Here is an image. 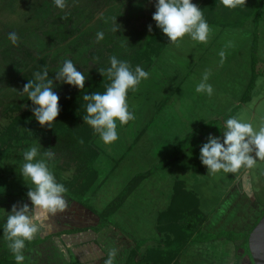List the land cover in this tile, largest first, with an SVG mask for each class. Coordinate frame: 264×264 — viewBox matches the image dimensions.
<instances>
[{
  "label": "rangeland",
  "instance_id": "1",
  "mask_svg": "<svg viewBox=\"0 0 264 264\" xmlns=\"http://www.w3.org/2000/svg\"><path fill=\"white\" fill-rule=\"evenodd\" d=\"M192 2L203 11H207V14L214 10L213 13L218 18L223 17L221 22L225 23L228 20L224 18L230 17L229 14L225 15L226 8L220 0H192ZM254 2L255 0H246V5L239 8L247 12ZM154 12L155 0H66L64 9L56 7L54 0H0V136L12 123H15V119H24L19 125L16 124L19 138L13 140L9 137L12 146L2 148L3 151L0 149V264H16L14 255L8 248V242L3 237L7 214L11 212L13 204L31 205L27 195L16 197L21 194L19 191L22 188L29 189L20 174V165L23 163L21 154L39 143L40 151L43 153L54 142L49 129L45 133L37 132L36 127H31L26 122L32 119L33 105L27 99V94L21 93L23 86L28 80H33L34 73L41 72L40 59L45 58L47 64L43 69L49 70L51 79H54L55 72L62 67L64 60L70 59L77 70L88 78L83 90L62 82L54 85L55 92L60 97L61 108L56 121H69L72 113L77 117L86 115L88 102L83 100V96L92 93L88 88L96 83L98 87L96 92L103 93L106 90L105 86L110 83L106 75L104 77L100 75L98 69L110 67L109 58L113 55L119 60H124L123 53L130 55L129 48L134 44L139 45V37L150 33L149 25L152 26V31L157 28L152 19ZM114 18L120 25H116L119 27L117 32L112 31ZM257 26V35L253 19L246 23V28L230 27L240 33L235 36L228 34L229 38L225 41L237 39L242 40V43L225 48L227 43L224 42L221 49L212 45L204 57L191 67L192 73L184 87L176 89V92L171 87L173 91L168 88L171 92L161 93L163 92L161 88L166 84L158 80L156 70L152 67L153 58L135 64V67L140 66L150 74L147 80L140 83L137 91L128 92L127 102L135 119L123 126L117 122L119 138L112 144H104L97 134L91 139L92 154L101 152L95 164L100 174L104 175L101 176L102 178L107 177L106 174L111 170L113 160L119 161L123 157L125 159L109 177L108 184L101 188L102 195L96 194L89 201L95 207L101 206L105 201L103 206L106 207L109 201L114 199V194L132 176L148 171L154 166V173H164L166 178L163 177L161 180L159 177L151 176L148 180H144L139 193L135 191L131 195L128 191L125 192L130 195L119 210L122 214L120 224L106 227L98 235L81 236L80 240L73 234L80 235L85 230L75 233L61 232L66 226H88L89 220L80 223V219H87L83 213H80L84 206L80 209L76 201L65 196L70 207L46 221L34 240L26 241L24 249L28 250L26 252L23 250L25 256L23 264H104L112 249L113 233L119 234V231H123V227H128V233L140 238L139 241H146L150 236L149 232L154 233L157 230L142 221L141 215L150 212L147 209L152 206L154 209L159 207L155 203L157 200L153 201L151 198L156 197L157 191L159 198H164V194L167 197L175 179H183L189 189L199 193L203 212L208 215L205 227L212 231L207 237L210 236L213 240L191 242L182 251L180 257L170 256L161 249L158 254L155 253V262L158 264H254L252 255H239L243 252L238 249L239 240L228 239L225 235L217 239L213 232L222 230L227 234L229 233L227 230H234V238H236V231L238 234L244 233L256 221L258 224L263 218L264 161L257 160L252 169H242L237 173L221 171L216 175H208L207 168L199 157L200 148L207 142L209 135L220 137L222 140L221 129L228 118L235 116L242 122H250L257 131L264 126V15ZM53 30L56 34L55 41L51 37ZM10 32L18 34L16 45L8 39ZM97 32L104 33V38L99 42L96 38ZM255 35L258 36L259 43L254 60L263 72L250 89L249 85L253 80L252 46ZM162 37L168 40L163 33ZM221 51L225 52L223 62L219 55ZM135 55L132 53L131 58ZM208 69L211 73L208 83L214 89L211 96L197 93L195 90L203 73ZM192 80L195 82L191 83ZM164 101H166L165 105L170 104L168 109L164 105L159 110ZM152 120L154 121L151 124ZM210 121H213L211 125H209ZM208 125L209 128L201 133L197 132L195 137L187 142V133L194 129L200 131V128ZM83 135L90 136L86 133ZM68 149L65 147L63 153L53 151L55 158L49 161L57 182L64 184L72 183L84 167L83 161L74 158V155L72 158ZM174 153L176 157L172 161L169 160L171 163L167 168L159 166L163 157L174 156ZM78 154L83 156L82 152ZM83 173L86 174V171L84 170ZM104 191H108V194L106 195ZM59 218L65 220L58 223ZM68 218L73 224L66 221ZM153 220H155L154 215ZM172 220V224L185 228L184 225L182 226L186 221L184 218L173 216ZM166 222L164 221L160 226L164 234L162 241L152 243V246L159 244L161 246L171 236L169 233H174ZM117 228L119 231H116ZM167 228L169 233L166 234ZM143 231L147 232L146 237L142 235ZM85 236L90 239H85ZM129 239L133 240L132 237ZM88 240L92 241V249L89 247L90 244L88 245ZM114 242L115 246L119 244L116 239ZM146 244L141 243V247L146 248ZM127 245L129 246L127 251L131 254V250L136 248L134 240L129 243L127 241L125 246ZM90 249L92 251L94 249V252L87 256V251ZM133 258L135 260L133 264L141 260V256L139 258L133 256ZM150 260L153 262V258Z\"/></svg>",
  "mask_w": 264,
  "mask_h": 264
},
{
  "label": "clouds",
  "instance_id": "2",
  "mask_svg": "<svg viewBox=\"0 0 264 264\" xmlns=\"http://www.w3.org/2000/svg\"><path fill=\"white\" fill-rule=\"evenodd\" d=\"M228 9L244 7L246 0H220ZM56 7L64 9L66 0H54ZM156 27L168 38L169 43L179 46L186 35L198 43H207L212 29L204 18L203 10L192 0H155V12L152 15ZM116 18L112 31L117 32ZM120 26V25H119ZM149 32L152 26H148ZM97 42L104 38L103 32H97ZM8 39L13 45L18 43V34L10 32ZM221 62L225 52L219 53ZM110 67L98 69L100 75H106L109 84L105 91L85 94L87 101L86 115L83 121L89 125L104 144H112L118 140L117 122L127 125L135 119L127 102L128 92L138 90L143 80L149 78V73L142 67L133 70L129 62L111 56ZM211 73L205 70L201 81L196 86L197 93L213 94V87L208 83ZM34 80H28L23 86L22 94L32 102V112L41 127L52 128L60 114L59 95L53 90L54 82H62L83 90L86 77L77 70L70 59L64 60L62 67L55 72L54 79L49 78L47 68L43 72L34 73ZM222 140L209 135L207 142L200 148V161L207 168L208 175L219 172L237 173L242 169H252L257 160L264 161V126L255 130L250 122H242L237 117L228 118L223 123ZM40 143L22 152L20 174L29 186L27 197L31 202L13 204L7 214L3 227V237L8 242V248L13 253L16 264H23V250L26 241L33 240L41 231V226L51 217L63 213L70 207L65 194L68 189L57 182L49 161L55 158L51 148L41 153ZM159 159V158H158ZM118 249L112 248L104 264H114Z\"/></svg>",
  "mask_w": 264,
  "mask_h": 264
},
{
  "label": "trees",
  "instance_id": "3",
  "mask_svg": "<svg viewBox=\"0 0 264 264\" xmlns=\"http://www.w3.org/2000/svg\"><path fill=\"white\" fill-rule=\"evenodd\" d=\"M194 3V2H193ZM263 5L264 0H255V2L252 4L249 11L245 12L242 10V8H236V9H228L226 8L224 13L229 14L230 17H225L224 19H227L224 23L221 22L223 17L218 18L213 11H210L209 14H207V11L204 12V18L206 19L207 23H215L219 24L222 27H245L246 23L253 19L255 22V33L257 35L258 29L257 24L259 23L260 19H263ZM238 14V16H237ZM254 37L253 46H252V55L253 60L256 57L255 54L258 53V36ZM51 37H53V40H56V34L54 30L51 32ZM168 40H165L162 37L161 30L159 28H156L155 30L151 31L149 34H145L144 36L139 37V45L134 44L131 48H129L131 54L126 55L127 53H123L122 59L129 62L132 66L133 70L135 69V64L139 61H143L144 59L151 60L153 58L154 60L163 52L164 48L167 46ZM136 54L133 58H131V55ZM255 56V57H254ZM153 60V62H154ZM39 64H41V72H43V67L47 64L45 58H42L39 60ZM253 67V80L251 84L249 85V88L251 89L254 84L256 78L262 73L263 71H260V68L257 66V62L255 60L252 63ZM49 72V70H48ZM96 75V74H95ZM95 75H92L95 76ZM91 77V78H92ZM51 79V77L49 76ZM53 78V77H52ZM35 77H33V80ZM97 78L95 79V81ZM57 82H54V85ZM55 87V86H54ZM172 87V86H171ZM175 87V86H174ZM96 83L88 88V91L96 92L97 90ZM56 90L55 88L53 89ZM173 91V89L171 90ZM169 91V92H171ZM166 101H164V104L159 107V110H161ZM158 110V111H159ZM158 111L157 114H158ZM20 117V116H19ZM15 123L11 124L8 128V130L0 136V149L2 148H9L12 145L9 143L10 139L9 137L13 138V140H16L19 138V129L16 127V124L19 125V123L23 122L22 119H15ZM154 120H152L151 124ZM29 126L36 127L37 132H46L47 129H49L51 136L54 139V142L52 143V146L50 148L54 152H62L64 151L65 147L69 148L67 151H69L72 155L71 157L74 158L77 157V159L83 161L84 167L82 170L79 171L78 175L73 179L72 183H62L67 189V193L65 196L68 198L76 201L80 207L86 209L80 211L83 213L84 216L87 217L84 219H80V223H83L85 220H88L87 225L85 227H77L75 225L69 227L66 226V229H63L62 233H75V232H82V231H88L93 230L96 232H100L102 229H104L106 226L112 224V218L113 215L119 211L124 203L125 200H127L128 196L133 194L135 191L140 190L142 183L144 180L150 178V176L154 173V169H150L148 172L136 174L133 176L128 182H125V185L120 187V194L118 197H116L112 202H109L108 205L105 208H98L90 204L91 198L97 193V191L100 189V187L107 181V179L116 172L117 168L119 167V164L125 157H123L119 161L113 160L112 169L107 173V177L102 179V182L100 183L101 174L99 169L97 168L96 160L100 157L101 152H96L95 154H92L91 150V144H92V138L95 134L93 129L84 123L83 116H75L74 113H72V116L70 117L69 121H59L54 122L52 125V128L47 127H41L39 123L36 121L34 115L32 116V119L26 121ZM213 121H210L211 125ZM209 125L205 128H200V131L197 129L192 130V132L187 133V142L189 143L196 135L197 132H203V130L209 128ZM36 132V133H37ZM90 135L89 137H85L83 134ZM188 143L186 146H188ZM3 151V150H2ZM82 152L83 156H80L78 153ZM63 153V152H62ZM174 156H168L167 158L163 157L160 161V165L163 168H167L171 161L176 157V153L173 154ZM71 158V159H72ZM73 160V159H72ZM171 160V161H169ZM155 168V166H154ZM86 171V174L83 173V171ZM73 186V187H72ZM172 194L170 196V203L169 207L166 210H163L160 212V219L163 223L166 222V225L168 227H171L173 229L172 233H169V228H167V233H169L171 236H169L168 239H166V242L160 246H152L148 247L146 252H142L141 243H145V241L141 242L139 241L140 238H134L130 234H128L129 237H132L136 248L132 249V252L129 256V259L127 260L126 264L130 262V264H133L135 262L133 256H139L142 253L141 260L137 264H153L155 262V253H159V250H163L165 253H168L170 256L177 255L180 257L182 254V251L186 248L188 244L194 241H211L209 235L208 229H206L205 220L207 219V214L203 212L202 209V200L200 198L199 193L196 190L189 189L186 185V182L183 179H175L172 184ZM29 189L22 188L19 193L20 195H16V197H20L21 195H27ZM122 191V192H121ZM129 192L130 194H126L125 192ZM13 196V195H12ZM15 196V195H14ZM90 200V201H89ZM89 216V218H88ZM173 216H179L181 218H184L186 221L183 222L182 226L184 225L185 228L177 227L175 224H172ZM187 216V217H186ZM65 220V219H63ZM66 221L70 222V218L66 219ZM257 224L254 223L248 230H245L244 233L236 231V238H234V230H227L229 233H223L222 230L219 232H213V235L215 238H220L223 235L227 236L228 239L231 240H239L240 243L238 245V249H241L243 252L239 254L240 256L249 255L251 256V251L249 247V236L251 233V230L255 227ZM75 229H77L75 231ZM159 232H163L160 227L157 228ZM177 235V237L174 236ZM226 237V238H227ZM241 237H244L243 239ZM138 239V240H137ZM34 240V239H33ZM147 240V239H146ZM26 252L28 249H24ZM138 252V253H137ZM152 260H150L151 258ZM139 258V257H138ZM150 261V262H149ZM155 264H158L155 262Z\"/></svg>",
  "mask_w": 264,
  "mask_h": 264
},
{
  "label": "crops",
  "instance_id": "4",
  "mask_svg": "<svg viewBox=\"0 0 264 264\" xmlns=\"http://www.w3.org/2000/svg\"><path fill=\"white\" fill-rule=\"evenodd\" d=\"M208 24H210L209 26L212 29V32L210 34V37H209L207 43H198L196 41L191 40V38L186 35L181 41H179V46H177L176 44H172V43L168 42V44L164 48L163 52L154 60L152 67L155 68V70H156V76L158 77V80L160 82H164L166 84L163 88H161V90L163 91L161 93H165V94L169 93L168 88L172 90L171 84H174V85H172V87H173V89H175V92H176V89L178 90V89L184 87V84L187 83L186 81H188L187 79L190 78V75L192 73L193 68L191 69V67L192 66L194 67L198 63V61H200L204 57L206 51H208L212 45L217 46L218 49H221V48H223L224 42H225V44L227 43V45H225V48H229L230 45H232V44L238 45V43L239 44L242 43L241 42L242 40L238 41L237 39H235V40L231 39L233 42H231V40L227 41V42L225 41L229 38L228 34H233L235 36V34L240 33L236 29H231L230 27L224 28L221 25H218L215 23H208ZM233 35H232V38H233ZM239 39H241L240 35H239ZM202 66H203V64H202ZM209 66H216V64H209ZM174 74H176V76H174ZM162 76H164V78H161ZM192 82H195V81L192 80L191 83ZM169 105L170 104H167V105H165V107L167 108ZM114 161H116V160H114ZM148 171H145V172H148ZM145 172H142V173H145ZM102 176H104V175H102ZM151 176L152 177H159V178H161V180L163 177L166 178L164 173H162V174L153 173ZM102 179L103 178L101 177L100 183L102 182ZM108 179H107V181H108ZM146 180H148V179H146ZM107 181L100 187V189L97 191L96 194L101 193L100 195H102L103 192H100V190L104 185L106 186L108 184ZM141 187H142V185H141ZM119 191L114 194V196H115L114 199L116 197H118V195L120 194ZM104 192L106 195L108 194V191H104ZM137 192L139 193L140 190H137ZM168 192L169 193L167 194V197L164 194L163 195L164 198H159V195H158L159 192L157 191L156 192L157 194L155 193L156 197L154 196L151 199L153 201L157 200V202H155V203H156V206H159V207H156L154 209V206H152V208L147 209L150 212H148L147 214L144 213L141 215L142 221L148 223L149 227L153 226L157 230V232H154V233H151L152 231L149 232L150 236H149V238L147 237V240L145 241V243H147L146 248H145V246L142 247V252H146L148 247H152V243L153 244L159 243L160 241H162V239L164 237L163 232H159L157 228L163 225L161 222V219H160V217H161L160 212H162L163 210H166L169 207L170 196L172 194V188H171V191H168ZM114 199L110 200L109 202H112ZM106 200H108V199H106ZM103 205H105V201L98 208H104L105 206H103ZM80 209H81V207H80ZM83 210H86V209L83 208L81 211L83 212ZM153 215H154L155 220H153ZM121 216H122V214L119 213V211H117V213L113 215L112 224H110L106 227H111V226L114 227V225H119L120 220H121V218H120ZM143 218H145V219H143ZM118 229L119 228H117L116 231ZM128 230H129L128 227H123V231L118 230L119 234L113 233V235H112V237H114V239H116V241H119V244H117L115 246V245H113V243H115L114 239H113V242L111 244L112 248L118 249V254L115 257V260H114L115 263L114 264H126L127 260L129 259L130 254H129V251H127L129 249V246H128L129 244L127 246H125V243H127V241H128V243H129V241L133 242V240L129 239ZM84 233H82L80 235L73 234V236L76 237V239L80 240L81 236L84 237V235H89V236H93L95 234L98 235L99 232H96L93 230H88V231H85ZM145 233L147 234V232L143 231L142 235H144L146 237ZM85 237H86L85 239H90V237L89 238H87V236H85ZM65 239L67 240V238H65ZM91 242L92 241L88 240V245L90 244L89 245L90 248L92 247ZM68 245L71 246V244H68ZM95 245H97V244H95ZM91 249L89 251H87V253H88L87 256L88 255L90 256L94 252V249H93V251ZM139 256H142V253ZM74 264H76V263H74Z\"/></svg>",
  "mask_w": 264,
  "mask_h": 264
},
{
  "label": "water",
  "instance_id": "5",
  "mask_svg": "<svg viewBox=\"0 0 264 264\" xmlns=\"http://www.w3.org/2000/svg\"><path fill=\"white\" fill-rule=\"evenodd\" d=\"M249 246L254 264H264V216L252 230Z\"/></svg>",
  "mask_w": 264,
  "mask_h": 264
},
{
  "label": "flooded vegetation",
  "instance_id": "6",
  "mask_svg": "<svg viewBox=\"0 0 264 264\" xmlns=\"http://www.w3.org/2000/svg\"><path fill=\"white\" fill-rule=\"evenodd\" d=\"M64 220H61L60 218L59 219H57V222L59 223V222H63ZM63 229H66V227H64ZM62 229V230H63ZM43 236H45V234H43ZM68 246V245H67Z\"/></svg>",
  "mask_w": 264,
  "mask_h": 264
}]
</instances>
